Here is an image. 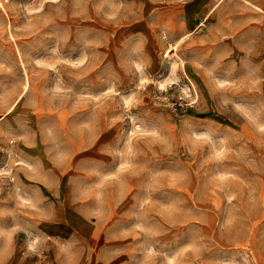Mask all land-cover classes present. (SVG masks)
<instances>
[{
    "label": "rangeland",
    "instance_id": "1",
    "mask_svg": "<svg viewBox=\"0 0 264 264\" xmlns=\"http://www.w3.org/2000/svg\"><path fill=\"white\" fill-rule=\"evenodd\" d=\"M0 264H264V0H0Z\"/></svg>",
    "mask_w": 264,
    "mask_h": 264
}]
</instances>
